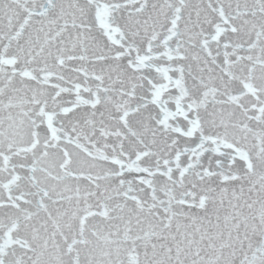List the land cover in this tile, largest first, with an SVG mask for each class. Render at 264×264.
<instances>
[{"label": "snow or ice", "instance_id": "1", "mask_svg": "<svg viewBox=\"0 0 264 264\" xmlns=\"http://www.w3.org/2000/svg\"><path fill=\"white\" fill-rule=\"evenodd\" d=\"M0 264H264V0H0Z\"/></svg>", "mask_w": 264, "mask_h": 264}]
</instances>
